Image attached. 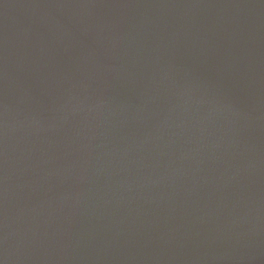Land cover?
<instances>
[{
	"label": "water",
	"instance_id": "1",
	"mask_svg": "<svg viewBox=\"0 0 264 264\" xmlns=\"http://www.w3.org/2000/svg\"><path fill=\"white\" fill-rule=\"evenodd\" d=\"M0 264H264V0H0Z\"/></svg>",
	"mask_w": 264,
	"mask_h": 264
}]
</instances>
